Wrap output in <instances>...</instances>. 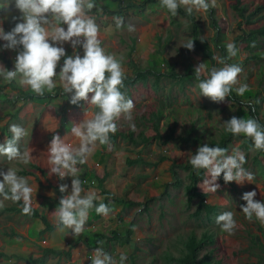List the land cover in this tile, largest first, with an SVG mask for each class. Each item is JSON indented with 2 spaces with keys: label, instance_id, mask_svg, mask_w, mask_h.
I'll return each mask as SVG.
<instances>
[{
  "label": "rangeland",
  "instance_id": "374dc122",
  "mask_svg": "<svg viewBox=\"0 0 264 264\" xmlns=\"http://www.w3.org/2000/svg\"><path fill=\"white\" fill-rule=\"evenodd\" d=\"M145 1L122 0L121 9L119 1L97 0L99 7L89 13L95 17L100 27L99 38L102 47L110 54L124 57L122 66L125 75L132 77L135 72L132 58L143 68L158 66L167 74H176L175 79L164 78L159 89L154 87L155 79L152 77L147 85L142 83L131 90L134 102L131 123L135 124L138 133L145 130L148 135H155L151 118L154 112L163 111L165 117L161 120V129L164 134L169 132V126L174 123L177 134L197 125L204 141L209 142L213 138H221L225 132L223 123L232 116L253 118L249 114L248 105L255 104L256 101L259 103V121L264 123V39L259 38L253 45H248L242 38L237 41L242 29L264 27V10L254 17L251 24L240 17V13L235 9L236 0H216L215 7L206 13H200L202 39L215 51L216 57L226 60L228 43L234 42L238 48L237 55L226 60L227 63L242 68L238 75V84L233 91L241 84H247L249 89L243 96L236 95V101H231L228 96L224 102L214 103L200 95L194 69L201 62H206L209 68H219L223 65L218 59L213 65L196 49L190 51L181 46L187 39H193L192 23L189 20L171 16L159 4L145 5ZM261 4H264V0H241V6L247 10L246 14ZM213 10L218 28L214 25L211 15ZM2 13L3 11H0V14ZM114 16L123 17L125 28H115ZM128 24L135 25V32L127 31ZM219 28L222 29L220 39L217 38ZM219 42L221 45L218 47ZM134 43L136 51L131 56ZM64 47L66 54L71 55L73 49L70 44L66 43ZM222 47L226 48V53ZM4 51L9 55L7 50ZM77 51L83 55L82 48ZM12 58L6 56L10 64L2 59L0 64L14 70L15 58ZM62 64L63 58L60 61L61 66ZM59 70L58 66L57 74ZM19 87L15 81L5 83L0 78V143L11 137V124L23 126L29 135L21 140L20 147L22 150L26 147L33 149V160L28 165L10 164L6 157L0 156V168L6 171L7 167H16L18 175L28 178L30 186L34 189L32 207L40 208L54 226L53 212L59 203V185L68 184L70 191L72 178L60 180L55 174L49 176L48 145L53 135L62 137L64 131L68 132V123H79L85 114L90 117L98 109L86 102H81L79 108L72 107L68 98L61 92L53 100L46 98L41 102H28L20 116L15 119L12 118L11 112H15L23 102L14 106L12 100L18 93L29 91L18 89ZM58 88L61 89L59 85ZM117 123L120 131L131 129L130 122L124 118ZM71 140L70 138L69 141ZM111 143L110 150L107 146L98 144L87 162L78 165L81 168L79 178L87 182L83 185L85 191L96 192V204L106 201L102 186L109 189L117 199L125 200L128 204L111 199L109 203H105L112 209L108 216L97 215L94 209L91 210L85 232L74 238L71 232L66 235L57 232L55 227L53 231H45L46 227L40 219L34 220L9 211V208L18 207L19 204L6 201L5 207L0 208V252L10 253L13 257L11 260L2 258L0 264H31L42 258L44 250L48 248L63 254H51L47 258V264H91L90 257L97 247H102L117 260L121 253L126 254L125 264H131L132 258L135 264H177L171 262L170 258L182 255L187 240L193 233L199 237L206 234L215 236L218 247L217 261L222 264L258 262L261 252L254 246L253 235H260L258 227L261 224L255 219L248 221L241 211V205L246 204L242 199L245 192L255 190V199L264 202V152L253 151L252 142L249 145L244 141L243 135L236 136L227 154H231L234 149L242 151L247 161L244 168L253 173L255 179L252 182L245 181L241 185L235 181L222 184L219 178L217 183L220 188L215 193L207 191L201 182L200 191L207 194V203L218 206L219 210L211 216L204 214L200 218L195 216L200 201L196 200L193 206H190L185 193V187L191 182V172L183 167H176L179 177L176 182L171 166L173 161L189 162L190 155L195 154L201 144L178 146L170 142L165 145L154 140L137 145L121 136ZM163 155L168 156V159L160 161ZM127 158H139L148 162L130 165ZM106 175L105 181L101 182ZM224 211H232L235 214L237 228L233 235L222 232L216 224V217ZM34 221L36 228L25 235L24 232H27L29 226L30 230L33 228ZM131 223L134 224V232L130 242L114 240L115 235L126 236ZM37 228L43 230L39 231ZM15 232L22 235H13ZM20 246L23 251L19 250Z\"/></svg>",
  "mask_w": 264,
  "mask_h": 264
},
{
  "label": "clouds",
  "instance_id": "9594fccd",
  "mask_svg": "<svg viewBox=\"0 0 264 264\" xmlns=\"http://www.w3.org/2000/svg\"><path fill=\"white\" fill-rule=\"evenodd\" d=\"M13 5L19 16L11 15ZM215 6L216 0H160V7L167 9L173 17L177 16L180 8L192 16L194 13H206ZM98 7L97 0H0V11L8 14L0 18V40L5 42L0 48L17 51L14 70L0 64V78L5 83L15 81L21 88L41 97L46 92L54 93L59 85L64 94L70 95V104L86 102L98 109L90 117L85 114L83 120L71 125L70 134L78 143H70L66 136L61 138L56 134L47 150L49 176L55 174L60 180L72 178L70 191L68 184L59 185L62 195L53 212L54 227L66 235L71 232L74 238L85 232L91 210L102 216H108L112 211L104 202L95 203L98 199L95 191H85L83 185L87 182L79 178L81 168L78 165L87 162L98 144L107 146L109 150L112 148L111 136L119 130L117 122L121 118L130 122V127L135 130V124L131 123L134 102L122 91L126 78L122 66L124 57L106 52L99 38L100 27L95 17L89 15ZM9 16L14 27L5 32L2 25ZM113 20L117 30L125 28L123 17L114 16ZM126 27L129 33L136 30L133 24ZM66 43L73 49L71 55L66 54ZM181 46L194 50V40L189 38ZM226 47V59L230 60L237 55L238 48L234 42ZM78 48L83 49V55L77 51ZM213 59H218L223 66L209 68L206 62H201L195 67L194 75L200 95L221 103L238 84L242 68L227 63L225 59ZM248 90L247 84L235 88L238 96H243ZM223 128L233 136L249 138L253 151L264 152V125L256 119L232 116L223 123ZM9 131L11 137L0 143V156L6 157L10 164H30L33 149L26 147L22 150L20 147L21 140L29 135L28 131L18 124H11ZM227 153L226 148L210 147L205 143L190 155L189 163L193 170L197 174L200 170L206 172L202 185L207 191L215 193L220 188L217 180L221 174L225 184L235 181L242 185L255 179L254 174L244 168L247 161L242 151L234 149L231 154ZM0 178V208L10 201L22 204L23 215H33L34 189L28 178L18 175L16 167H7L6 171L0 168ZM256 196L255 190L243 193L242 199L246 204L241 205V211L248 221L255 219L264 226V202L256 200ZM234 217L232 211H224L216 217V224L222 232L233 235L237 228ZM90 260L91 264H125L127 255L121 253L117 260L102 247H97Z\"/></svg>",
  "mask_w": 264,
  "mask_h": 264
},
{
  "label": "trees",
  "instance_id": "16d2710c",
  "mask_svg": "<svg viewBox=\"0 0 264 264\" xmlns=\"http://www.w3.org/2000/svg\"><path fill=\"white\" fill-rule=\"evenodd\" d=\"M115 1L121 2L122 0H115ZM146 4H159L160 6V0H146L145 5ZM119 7L123 9L122 2L120 3ZM163 9L167 13H169L167 9L165 8ZM235 9L240 13V17L242 19H245V22L251 24L254 20V17L257 14H259L261 10H264V4L257 6L252 12L246 14L247 10L244 6H241V0H236ZM199 15L200 13H194L192 16H188L183 8H180L177 14V16L186 18L192 23L194 49L199 51L204 56V58H206L210 63L214 65L216 64V61H217V59H213V57H216L215 51L211 47H209L204 41L201 42L202 23H201ZM211 15L214 18V25L218 28V22L216 18L214 17L215 10H213ZM221 33H222V29L219 28L217 38H219ZM241 38L244 39L248 45H253V43L256 42L259 38L264 39V27H259V28H254V29L251 28L249 30L242 29V34L239 36L237 41ZM217 45L219 47L221 43L219 42V44ZM222 50L224 51V53H226L225 47H222ZM135 51H136V43H134V46L132 47V51L130 53L131 56L134 54ZM225 58H227V56ZM4 61L8 62V59H4ZM131 61L135 68V72L132 75V77H128V75H125L126 78L124 80V88L122 89V91L126 92L127 97L130 99H132L131 90L142 83L147 85L152 77L155 79L154 87H156V89L160 88L161 82L164 78L166 77H170L173 79L177 78L175 73L167 74L163 72L158 66H155L152 68H143L140 65V63L136 62L133 58ZM8 63L10 64V62ZM61 92H63L62 88L61 89L56 88L54 90V93H48L42 97L30 94L28 92L18 93L15 99L12 100V105L17 106L18 102H23V105L19 107L15 112H11L12 118L17 119L20 116V113L22 112L24 107L28 104V102H32V101L41 102V101H45L46 98L47 99L49 98V100H53L54 97L60 94ZM64 95L68 98V103L70 104L69 102L70 95H66V94ZM236 95H237L236 92L232 91L231 94L229 95V99L231 101H236L238 98ZM9 102H11V100H9ZM70 105L75 108L78 106V105H72V104ZM248 108H249V114L254 119L259 121V115H260L259 103L256 101L255 104L253 103L251 105H248ZM164 117H165V114L163 111L153 113V116L151 119L153 120L154 130L156 131L155 135H148L145 130H141L138 133L137 128H135V130L131 128L128 131L118 130L115 133V135L111 136V142H116L118 138L121 136L124 139L131 141V143H134L137 145H140L142 143H148L151 141L153 142L154 140H156L165 145L169 144L170 142H173L177 144L178 146H181L182 144H192V145L201 144L202 145V144L207 143L209 144L210 147L219 146V147L226 148L229 150L231 144L234 142V137H236L230 133L223 132L220 139L213 138L211 141L205 142L203 137L199 133V127L197 125H193L192 127L187 128L184 133L177 134L176 133L177 132L176 123L170 125L169 132L164 134L161 129V120ZM261 125H264V123H262ZM244 141L247 142V144L249 145L252 142L250 139L245 138V137H244ZM167 159H168V156L163 155L160 161H164ZM147 162L148 161H144V159L127 158V163L130 165H133L136 163H147ZM176 167H183V169L191 172L190 173L191 182L189 185L185 187V191H186L185 193L187 196V203H189L190 206H193L196 200L200 201L195 216L200 218L204 214L211 216L217 213L219 210V207L209 205L207 203V194L200 191V187H199L200 183L203 182L204 179L206 178L205 170H200L199 174H197L196 171L193 170L189 162L176 163L173 161L171 170H172V174L176 182L179 181ZM106 177L107 175L105 176L104 179H101V182H104ZM220 181L222 184H225L223 180V174H221ZM102 192L106 195L105 203H109L111 199H114L115 201L119 203L128 204L126 203L125 200L117 199L115 195L109 189L103 186H102ZM61 195L62 194L59 192V199L61 198ZM21 207H22V204H19L18 207L9 208V211L22 214ZM33 209H34L33 215L31 216L25 215V216L31 219H40L46 227L45 231H53L54 226L50 224L47 218V215L39 209H36V208H33ZM258 229L260 231V235H253L254 246H256V248L261 252V254H259V260L258 262H256V264H264V226H259ZM133 232H134V224L131 223L129 224V228L126 233V236L120 237L118 235H115L114 240H122V242L129 243L130 237L132 236ZM15 234L17 233L15 232L13 235ZM16 236H20V234H17ZM216 244L217 243H216V239L214 235L206 234V235H203L202 237H199L197 234L193 233L190 236L189 240H187L186 249L182 253V255L180 257H171L170 261L177 263V264H222L221 261H217L218 247H216ZM209 247H212V248L208 249ZM204 251H207V252L203 254ZM44 252L45 254L42 258H38V260L34 261L31 264H47V258L51 254L52 255L63 254V252L59 253L52 248L45 249ZM12 257L13 256H10L7 253L0 252V260H2V258H6V260H11ZM131 264H135L134 258H132Z\"/></svg>",
  "mask_w": 264,
  "mask_h": 264
},
{
  "label": "crops",
  "instance_id": "0c3cea01",
  "mask_svg": "<svg viewBox=\"0 0 264 264\" xmlns=\"http://www.w3.org/2000/svg\"><path fill=\"white\" fill-rule=\"evenodd\" d=\"M5 15H8V14H6V13L3 12L2 14H0V18L4 17ZM11 15H15V16H19V15H20L19 11L16 10V9L14 8V5L12 6ZM2 26H3L4 30H5V32L10 31L11 28L14 27V23L11 22V20H10V16H9V19H6V20L4 21V23H3ZM4 43H5V42L1 40L0 46H2ZM7 51L9 52V55L7 54L6 51H4L2 48H0V59L3 58L2 60H4V59H6V56L13 57V58L16 57V55H17V51H12V50H7ZM13 58H12V59H13ZM19 89H22V88L19 87ZM25 90H26V89H25ZM26 91H27V90H26ZM28 93H30V92L28 91ZM30 94L35 95L34 93H30ZM80 106H81V103H80V105H78L76 108H79ZM66 120H68V118H67ZM72 123H73V122L68 123V128H66V130L68 129V132H67V131H64V133H63V135H62L61 138H64V137L66 136V139H67L68 142L76 144V143H78V141H77L74 137H72L71 134H70V129H71V125H72ZM70 138L72 139L71 141H69ZM37 173H39V172H37ZM36 209H39V210H40V208H36ZM41 211H42V210H41ZM42 212H43V211H42ZM34 220H38V219H34ZM33 224H34V225H33V228H32L31 230H30V226H29V228L27 229V232H24L25 235L30 234V232H31V231L33 232V229L36 228V225H37V224L35 223V221H34ZM37 229H38L39 231H42V230H43V228H37ZM16 233H17V232H16ZM26 233H27V234H26ZM17 234H19V233H17ZM21 235H22V234H20V236H21ZM27 237H29V238H31V239H36V238H34V237H32V236H31V237H30V236H27ZM27 242H28V240H26V243H27ZM19 245H20V242H19ZM20 247H21V246H20ZM19 250H22V251H23V247H21ZM1 252H3V251H1ZM4 253H7V252H4ZM15 253L18 254V252H15ZM7 254L10 255V253H7ZM19 254H20V255H24V254L21 253V252H19Z\"/></svg>",
  "mask_w": 264,
  "mask_h": 264
},
{
  "label": "built area",
  "instance_id": "2783aa9c",
  "mask_svg": "<svg viewBox=\"0 0 264 264\" xmlns=\"http://www.w3.org/2000/svg\"><path fill=\"white\" fill-rule=\"evenodd\" d=\"M0 43H1V40H0Z\"/></svg>",
  "mask_w": 264,
  "mask_h": 264
}]
</instances>
